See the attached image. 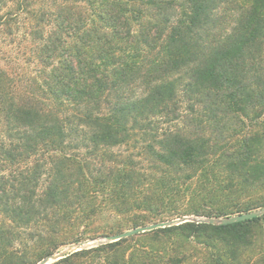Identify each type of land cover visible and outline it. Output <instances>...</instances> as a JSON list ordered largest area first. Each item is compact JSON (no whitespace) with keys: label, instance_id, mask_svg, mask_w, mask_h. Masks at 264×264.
I'll return each mask as SVG.
<instances>
[{"label":"trees","instance_id":"16d2710c","mask_svg":"<svg viewBox=\"0 0 264 264\" xmlns=\"http://www.w3.org/2000/svg\"><path fill=\"white\" fill-rule=\"evenodd\" d=\"M33 6L21 4L34 47L18 68L33 73L0 66V264L264 208V0ZM15 17H0L7 35ZM53 264H264V215L185 222Z\"/></svg>","mask_w":264,"mask_h":264},{"label":"rangeland","instance_id":"374dc122","mask_svg":"<svg viewBox=\"0 0 264 264\" xmlns=\"http://www.w3.org/2000/svg\"><path fill=\"white\" fill-rule=\"evenodd\" d=\"M23 1L24 0H7L5 6H3L2 9H0V17H6L8 14H11V13H18V17H15V18H17V19H15V21H14V18H13V22L11 21V18L8 19V22H10V28L12 29L13 34L7 35L6 33L3 32V30H5L6 28L3 26H0V66H5L8 63V65L10 64V67H12L16 71H18L16 74L20 75V74L24 73V74L28 75V74L33 73L32 71H33V69H35L34 68L35 64H30L27 71L25 70L24 72L18 69L19 66L24 65L23 59L29 58L27 53H30L29 51H31L34 47L32 41H31V38L28 35V33L30 31L29 30V23L31 22V18H30V14L24 10L26 8L21 7V4L23 3ZM31 1L34 2V6L32 7L33 9H36L39 11H42V10L44 11L46 9L51 10V7H53L54 4L56 3V1H59V0H31ZM8 17H10V16H8ZM1 58H4L8 62H6V63L3 62L1 60ZM18 58H19V60H17ZM261 209H263V208H259V209H256L254 211H259ZM254 211H251V212H254ZM243 214H245V213H243ZM238 215H240V214H238ZM233 216H237V215H232V216H228V217H233ZM184 218H188L187 222L211 224L208 222H202L201 221L204 219H209V217H199V216H185L183 218L170 219L167 221H173V220L178 221V220H182ZM224 218H227V217L212 218V219L216 220V223L212 224V225H221L219 223ZM133 229H135V228H133ZM130 230H132V229H130ZM103 236H107V235L97 236L96 238H89V239L81 241L79 243H74V244L64 246L58 252H56L50 256H57L58 254H62L66 257L73 252L80 251V249H81L80 244L84 243V242H89V243L83 249H90L93 247L100 246V245L91 246L90 242L92 240L98 239V238L103 237ZM56 261H58V260L54 259L51 261L50 264H53Z\"/></svg>","mask_w":264,"mask_h":264},{"label":"water","instance_id":"95a60500","mask_svg":"<svg viewBox=\"0 0 264 264\" xmlns=\"http://www.w3.org/2000/svg\"><path fill=\"white\" fill-rule=\"evenodd\" d=\"M262 215H264V208L259 210V211H254V212L240 214V215L233 216V217L224 218L220 221L219 224H221V225L232 224V223H236V222L245 221L248 219H253L255 217H260ZM187 219L188 218H184V219L178 220V221L173 220V221L158 222V223H154V224L143 226V227H137L135 229L125 231V232L120 233V234L103 236V237H100L98 239L92 240L90 242V245L94 246V245H103V244H107V243L117 242L121 239L128 238V237L140 234V233H145V232L152 231L155 229H160V228H165V227H169V226H173V225L182 224L184 222H187ZM201 221L202 222H208L211 224L216 223V220H214L212 218L204 219ZM88 243L89 242L81 243L80 244V247H81L80 250H83V248H85ZM64 257L65 256L62 254H58L57 256H49V257L43 259L42 261H40L38 264H50L52 260H54V259L59 260V259H62Z\"/></svg>","mask_w":264,"mask_h":264}]
</instances>
